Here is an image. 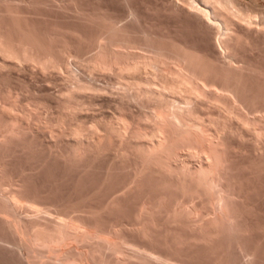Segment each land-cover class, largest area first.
<instances>
[{
	"label": "bare ground",
	"instance_id": "obj_1",
	"mask_svg": "<svg viewBox=\"0 0 264 264\" xmlns=\"http://www.w3.org/2000/svg\"><path fill=\"white\" fill-rule=\"evenodd\" d=\"M65 1L0 0V264H264V72L230 42L264 13L174 0L207 53Z\"/></svg>",
	"mask_w": 264,
	"mask_h": 264
},
{
	"label": "rangeland",
	"instance_id": "obj_2",
	"mask_svg": "<svg viewBox=\"0 0 264 264\" xmlns=\"http://www.w3.org/2000/svg\"><path fill=\"white\" fill-rule=\"evenodd\" d=\"M67 1H69L70 3L75 2L76 5L79 4V5H81L80 7H82V8L85 7L86 9L91 10V11L95 10V12H96V10H97V12H100L102 14L120 17L122 19L121 23L126 24V26L128 27V30L131 32V35L135 39H136V37L138 38V35L140 36L142 31H144V32H147L148 34H151L153 37H155V36L158 37V35H159V36H163V37L167 36L166 38L171 37L172 39L177 40V41H186V42L188 41V43L192 44L194 47L196 46V48L198 47V49L201 48L200 50H203L205 48L204 50L207 49V51H205V52L208 53L210 51V47H208V46H210V44H208L209 42L207 41V36L203 35L204 33L206 34L204 29L202 28V30H201V27L198 25L197 22H194L193 20L187 18L186 16H184L180 12L175 14V12H177V11H175V9L172 8L173 7L172 5L174 4L172 2H174V0H66L65 2H67ZM238 1L242 2L252 12H254L256 14L261 13V12L264 13V0H238ZM177 2H178V0L175 3H177ZM239 25L240 24L236 21H234L233 24L231 23L232 29L235 32L234 33L231 30V32H232L231 34H233V35H232V38L230 39L232 41H230V42H231V46L233 45V50L235 49L236 54L238 53V55H239V56L237 55L238 58H241L243 56L242 58H245V60H247L246 62L252 63L253 66L255 65L256 67H259L258 68L259 70L262 68L261 71L264 72V70H263V68H264V32L262 30L261 31L263 33L261 31H258L259 29L255 30L254 27L250 30H247L248 31L247 32V31H245L246 30L245 28L243 30V27L241 26L242 27L241 28ZM133 31H135V32H133ZM93 52L94 51H90L89 53L91 54ZM89 53H86V55H88ZM222 54L226 55V53L223 51L221 52V55ZM86 55H83L84 58L87 57ZM72 59L75 60V58H71L70 61ZM71 62H70V65H71L70 67H72V68L74 67L73 70L76 73L78 72V70H82V69H79L78 65L74 64L73 61H71ZM72 64H74V65L72 66ZM23 65H25L24 68H21L20 70H16V68H15V69H13V70H16L14 72H13V70L10 69L11 74H13V77L17 76L15 78V81L13 80L14 82L11 80L13 82L12 84L15 85L16 81H19L17 83V85L19 88H21V85L23 83L24 78H25L24 82H27L30 85H31L32 79L34 78L35 81L33 80V82H32L33 85H31V86H33V88L35 90H39L40 86L43 84L44 85L41 86V88L46 87L45 84H48L49 86H52V87L54 85H56L55 89L57 90L58 85L60 83H58V84L57 83H55V84L51 83L50 84V82L49 83H47V82H48V79L51 78L50 77L51 74H53L56 77V82H58V80L61 79V76H63V75H59V72L56 71V73H58V75H56V73L54 74V72H55L54 70L48 71L47 72V75H48L47 78L48 79L46 82L43 79H46L47 75L43 73L45 77L42 76L43 75L42 72H40L37 67L34 66L35 68L33 67V69H32L31 66L29 67V65H31V64H27L28 66L26 64H22L20 66L23 67ZM76 68H78V69L76 70ZM17 69H19V68L17 67ZM19 71H20V74H19ZM24 71H26V72H24ZM80 73H79V75H83L82 71H80ZM30 74H32V75H30ZM60 74H61V72H60ZM62 74H64V73H62ZM18 75H20L19 77L21 78L19 80L17 79ZM34 75H35V77H34ZM38 75H40V76H38ZM53 75H52V77H53ZM30 76L31 77L33 76V78L30 79L31 78ZM57 76H60V78L58 77V80H57ZM96 76H98V75H96ZM100 76H101V78L103 76V78L101 80H100ZM104 76L105 75L99 74V76H98L99 78L96 77L98 79V80H96V83L98 81L99 82L102 81L101 83L107 84L109 77L106 75V77H107V79H106V78H104ZM55 77H53L54 78L53 80H55ZM36 79L38 81V84L40 83L38 86L39 89L37 88L38 84L36 82ZM26 80H28V81H26ZM20 81H21V84H20ZM109 81H110V79H109ZM34 82L36 83V85H34ZM41 82H42V84H41ZM99 82H98V85H99ZM104 84H103V86H104ZM22 87H24V85H22ZM21 89L24 91V93H26L24 88H21ZM50 91L55 92V90H51V89H50ZM90 106H89V108H88V106H85L88 109L87 108H85L87 110L81 109L82 114L79 113L80 116L82 115L85 119L87 118L86 121L91 120L90 118H92L91 117L92 114L94 116H99L100 113L110 114L111 112L113 113L115 111V107L113 105H103V106L102 105H98V106L93 105V106H95V108L94 107L92 108ZM96 106L98 107V109L96 108ZM128 106H129V109H132L136 113L141 110V107L135 102H132ZM100 107L104 108V109L102 110ZM139 107H140V109H138ZM99 108H100V110H99ZM41 110L38 109V111H40V112H41ZM46 136H47V134L44 135L45 139L49 137V135L47 137ZM106 157H107V155H106ZM106 157H104V158L107 159ZM101 159H102V157L100 158L99 163L101 162ZM105 159H104V161H107L109 158L107 160H105ZM104 161H102V162L104 163ZM192 161L194 162L195 160H192Z\"/></svg>",
	"mask_w": 264,
	"mask_h": 264
}]
</instances>
